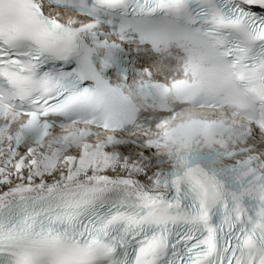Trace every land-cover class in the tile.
Masks as SVG:
<instances>
[{
  "label": "snow or ice",
  "instance_id": "snow-or-ice-1",
  "mask_svg": "<svg viewBox=\"0 0 264 264\" xmlns=\"http://www.w3.org/2000/svg\"><path fill=\"white\" fill-rule=\"evenodd\" d=\"M0 264H264V0H0Z\"/></svg>",
  "mask_w": 264,
  "mask_h": 264
}]
</instances>
